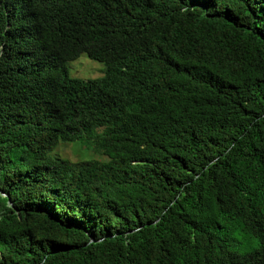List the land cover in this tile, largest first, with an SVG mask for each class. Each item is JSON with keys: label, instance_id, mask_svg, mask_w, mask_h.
I'll use <instances>...</instances> for the list:
<instances>
[{"label": "trees", "instance_id": "1", "mask_svg": "<svg viewBox=\"0 0 264 264\" xmlns=\"http://www.w3.org/2000/svg\"><path fill=\"white\" fill-rule=\"evenodd\" d=\"M0 264H264V0H0Z\"/></svg>", "mask_w": 264, "mask_h": 264}, {"label": "rangeland", "instance_id": "2", "mask_svg": "<svg viewBox=\"0 0 264 264\" xmlns=\"http://www.w3.org/2000/svg\"><path fill=\"white\" fill-rule=\"evenodd\" d=\"M70 75L72 78L83 81L94 80L102 77L106 68L103 64L91 60L87 55H83L74 62L69 63ZM53 157L77 163L87 160H106L93 150L85 148L79 142L60 144L52 154Z\"/></svg>", "mask_w": 264, "mask_h": 264}]
</instances>
